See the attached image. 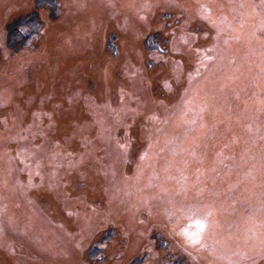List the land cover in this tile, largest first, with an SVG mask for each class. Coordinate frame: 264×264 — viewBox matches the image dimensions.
<instances>
[{
  "label": "rangeland",
  "instance_id": "374dc122",
  "mask_svg": "<svg viewBox=\"0 0 264 264\" xmlns=\"http://www.w3.org/2000/svg\"><path fill=\"white\" fill-rule=\"evenodd\" d=\"M52 1L0 0V264H264V0Z\"/></svg>",
  "mask_w": 264,
  "mask_h": 264
},
{
  "label": "trees",
  "instance_id": "16d2710c",
  "mask_svg": "<svg viewBox=\"0 0 264 264\" xmlns=\"http://www.w3.org/2000/svg\"><path fill=\"white\" fill-rule=\"evenodd\" d=\"M55 5L52 0H38L37 8ZM40 20L37 12L15 20L8 25L7 44L13 50L25 47L39 33Z\"/></svg>",
  "mask_w": 264,
  "mask_h": 264
},
{
  "label": "snow or ice",
  "instance_id": "6c2138e0",
  "mask_svg": "<svg viewBox=\"0 0 264 264\" xmlns=\"http://www.w3.org/2000/svg\"><path fill=\"white\" fill-rule=\"evenodd\" d=\"M198 226L200 227L201 231H203L207 227V225L202 221H198Z\"/></svg>",
  "mask_w": 264,
  "mask_h": 264
}]
</instances>
